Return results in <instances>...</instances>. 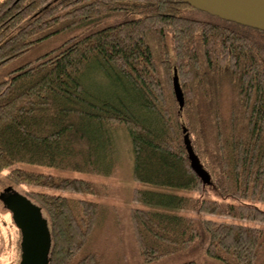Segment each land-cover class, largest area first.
Masks as SVG:
<instances>
[{
    "label": "trees",
    "instance_id": "1",
    "mask_svg": "<svg viewBox=\"0 0 264 264\" xmlns=\"http://www.w3.org/2000/svg\"><path fill=\"white\" fill-rule=\"evenodd\" d=\"M254 31L264 32L182 0H0V171L18 184L98 194L92 181L19 164L109 176L123 129L131 176L149 186L133 187L131 201L264 223L254 204L264 203V45ZM183 128L208 185L190 167ZM32 195L47 215L48 264L102 263L88 245L105 205ZM128 215L145 263L199 245L221 264H264V228Z\"/></svg>",
    "mask_w": 264,
    "mask_h": 264
},
{
    "label": "rangeland",
    "instance_id": "2",
    "mask_svg": "<svg viewBox=\"0 0 264 264\" xmlns=\"http://www.w3.org/2000/svg\"><path fill=\"white\" fill-rule=\"evenodd\" d=\"M253 37L264 45V32L254 31ZM189 136V135H188ZM191 138V137H190ZM189 138V139H190ZM192 139V138H191ZM190 139V142H191ZM114 141V163L113 173L109 176L96 175L84 172L65 171L46 166H32L19 164L29 170L40 171L59 177L81 178L96 184L98 194L71 193L66 190L52 189L38 185L18 184L8 177L10 168L0 171V193L16 191L35 202L34 193H50L70 197L71 199L82 198L89 201L100 202L106 207V212L101 217L89 242V249H99L103 252L101 264H177L179 262L193 259L195 264H221L207 257L203 248L193 246L180 254L165 257L152 263H145L139 253L134 239L128 209L142 208L163 213L178 214L187 217L210 218L217 221H235L249 226L264 228V223L248 220H238L224 216L208 215L196 211L177 210L154 206L131 201L133 187L149 188L145 184L138 183L131 176L132 171V149L129 139L123 129H117L113 135ZM214 198H217L213 194ZM264 209V203H254ZM43 217L47 215L43 211ZM19 231L13 224L10 214L0 205V264H17L19 259Z\"/></svg>",
    "mask_w": 264,
    "mask_h": 264
},
{
    "label": "water",
    "instance_id": "3",
    "mask_svg": "<svg viewBox=\"0 0 264 264\" xmlns=\"http://www.w3.org/2000/svg\"><path fill=\"white\" fill-rule=\"evenodd\" d=\"M190 6L209 13L215 17L248 26L260 31H264V0H182ZM172 90L174 98L181 109L184 104V97L178 81L176 71L172 77ZM183 143L190 162V167L200 178L203 185L210 184V174L203 167L198 156L195 154L188 133L183 128ZM32 209L31 224L27 227L22 226L23 236L40 240L42 246L33 250V258H37V264H48V253L50 249V233L47 220L43 217L41 210L35 206ZM37 236V238H36ZM38 236H42L39 238Z\"/></svg>",
    "mask_w": 264,
    "mask_h": 264
},
{
    "label": "flooded vegetation",
    "instance_id": "4",
    "mask_svg": "<svg viewBox=\"0 0 264 264\" xmlns=\"http://www.w3.org/2000/svg\"><path fill=\"white\" fill-rule=\"evenodd\" d=\"M0 205L10 214L13 224L19 231V259L17 264H37V258H33V250L38 248L37 245L42 246L43 244L38 239L36 240L37 244H35V239L23 236L21 232L22 226L27 227L31 224L32 209H28V207L37 206L27 196L17 192L0 193ZM38 237L41 238L42 236Z\"/></svg>",
    "mask_w": 264,
    "mask_h": 264
}]
</instances>
